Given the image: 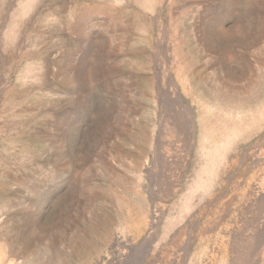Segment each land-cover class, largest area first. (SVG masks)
<instances>
[{
  "label": "rangeland",
  "instance_id": "1",
  "mask_svg": "<svg viewBox=\"0 0 264 264\" xmlns=\"http://www.w3.org/2000/svg\"><path fill=\"white\" fill-rule=\"evenodd\" d=\"M0 264H264V0H0Z\"/></svg>",
  "mask_w": 264,
  "mask_h": 264
}]
</instances>
